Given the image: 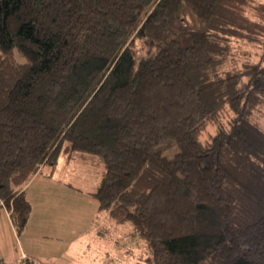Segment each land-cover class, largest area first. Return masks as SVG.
<instances>
[{"label":"trees","instance_id":"obj_1","mask_svg":"<svg viewBox=\"0 0 264 264\" xmlns=\"http://www.w3.org/2000/svg\"><path fill=\"white\" fill-rule=\"evenodd\" d=\"M234 41L262 52L230 66ZM262 115L264 0H0V209L17 234L33 175L98 158L97 211L148 264H264Z\"/></svg>","mask_w":264,"mask_h":264},{"label":"rangeland","instance_id":"obj_2","mask_svg":"<svg viewBox=\"0 0 264 264\" xmlns=\"http://www.w3.org/2000/svg\"><path fill=\"white\" fill-rule=\"evenodd\" d=\"M137 46H140L139 41ZM232 46V56L227 62L230 66L239 65L244 59L255 61L262 52V47L256 43L234 41ZM260 123L264 129V115ZM212 129L208 127V131ZM173 153L174 149L164 151L167 156ZM68 162H64L62 156L58 158L49 185L57 195L48 196L49 210H43L44 203L34 207L31 230L21 237L29 251L39 258L38 263L148 264L145 258L149 252L144 242L127 234L131 225L115 223L106 212L96 209L97 202L90 192L99 184L104 164L98 158L93 164L78 160ZM57 181L69 185L70 192L67 189L60 192ZM39 198L40 201L45 199Z\"/></svg>","mask_w":264,"mask_h":264},{"label":"crops","instance_id":"obj_3","mask_svg":"<svg viewBox=\"0 0 264 264\" xmlns=\"http://www.w3.org/2000/svg\"><path fill=\"white\" fill-rule=\"evenodd\" d=\"M63 159L64 162L69 163L64 157ZM57 165H58V161L54 172L51 174L49 167L43 166L41 170L38 171L35 175H33L31 179L27 182V184L24 185L23 192L25 197L31 203V211L29 213L26 226L24 230L21 232V234H17L15 228L13 227L11 220L9 218L8 211L4 207L0 209V260L3 262V264H15L22 254H24L25 256L31 259L36 260L37 262H40L39 258L36 257L32 253V251H29V249L25 246L21 237L23 234L26 233L28 229L29 231L31 230V225L33 223V215L35 211L34 207L35 206L38 207L41 205V203H44L43 210L44 211L49 210L50 205H48V201H47L48 196H50L51 194L57 195V191H54V189L52 188L50 189L49 187L52 181L51 179L54 173L56 172ZM69 187H70L69 185L63 182H59L60 192H65V189H67V191L70 192L71 188ZM40 196H42V198L43 197L45 198L44 201H40L41 200L39 198ZM81 242L82 241L79 240V243Z\"/></svg>","mask_w":264,"mask_h":264},{"label":"built area","instance_id":"obj_4","mask_svg":"<svg viewBox=\"0 0 264 264\" xmlns=\"http://www.w3.org/2000/svg\"><path fill=\"white\" fill-rule=\"evenodd\" d=\"M23 257H25V255H24V254H22V255H21V258H23Z\"/></svg>","mask_w":264,"mask_h":264}]
</instances>
